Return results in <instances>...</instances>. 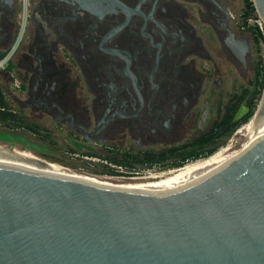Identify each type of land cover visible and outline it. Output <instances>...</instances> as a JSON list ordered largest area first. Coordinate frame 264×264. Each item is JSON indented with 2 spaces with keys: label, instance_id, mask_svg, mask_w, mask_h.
Listing matches in <instances>:
<instances>
[{
  "label": "flooded vegetation",
  "instance_id": "1",
  "mask_svg": "<svg viewBox=\"0 0 264 264\" xmlns=\"http://www.w3.org/2000/svg\"><path fill=\"white\" fill-rule=\"evenodd\" d=\"M235 2L0 0V109L15 122L0 130L50 154L78 147L132 181L228 149L248 101L228 83L246 66Z\"/></svg>",
  "mask_w": 264,
  "mask_h": 264
},
{
  "label": "water",
  "instance_id": "2",
  "mask_svg": "<svg viewBox=\"0 0 264 264\" xmlns=\"http://www.w3.org/2000/svg\"><path fill=\"white\" fill-rule=\"evenodd\" d=\"M0 142L52 153L13 131ZM190 170L114 185L0 163V264H264V118L250 146Z\"/></svg>",
  "mask_w": 264,
  "mask_h": 264
},
{
  "label": "rangeland",
  "instance_id": "3",
  "mask_svg": "<svg viewBox=\"0 0 264 264\" xmlns=\"http://www.w3.org/2000/svg\"><path fill=\"white\" fill-rule=\"evenodd\" d=\"M235 5L237 6V8H239L242 5V0H236ZM247 24L248 25L244 26V32H243L244 36L246 37L247 46H248V49L246 51V58H245L246 66L243 68L241 66H238V68L235 71L229 74V78H228L229 86L231 84L235 85V83H240V84L243 83L245 95L248 94L253 88V70L256 69V67L264 68V23L261 20V18L258 16V14L257 15L251 14V17H249V19L247 20ZM253 24L258 25V29L262 34L261 38L259 39H257L255 36H253L252 38L250 32L248 31L249 29L248 30L246 29V27L248 28V26L252 27ZM10 86H12V84H10ZM259 91L260 93L254 99L251 114L246 120H244L237 127L236 130L238 131L233 132L229 136L227 140V144L230 145V147L228 148L229 149L228 152L237 151L240 148L242 140L247 134V125L250 123V120L254 118L253 116L254 112L257 106L259 105L261 98L263 96L264 84L262 87H260ZM9 123L10 125H12L11 124L12 122H7L8 125ZM0 148H5V146L1 142H0ZM15 150L19 152L21 151V153L23 152L30 157H34L37 159L39 158L40 160L56 163L60 166L69 168L70 170L76 173H80V174H83V175H86V176H89V177H92V178H95L101 181H107V182L115 183V184L127 183V182L132 181V180H126V179L119 178L118 176L114 175V171L112 173L102 172L100 168H103V166L106 164L100 163L101 161L99 160L98 161L97 160L87 161L85 159H81L80 157H72L69 153L62 152L66 154L67 156H69L70 159L77 160V162H79L81 166L77 170H75L65 165H62L58 161H53L52 159L45 157L44 155H42V153H39L37 151H33L30 149H23L22 146H19V145L15 146ZM63 158H66V157H63ZM107 166H106L107 168L111 167L110 165H107ZM112 168L113 167H111V169Z\"/></svg>",
  "mask_w": 264,
  "mask_h": 264
},
{
  "label": "bare ground",
  "instance_id": "4",
  "mask_svg": "<svg viewBox=\"0 0 264 264\" xmlns=\"http://www.w3.org/2000/svg\"><path fill=\"white\" fill-rule=\"evenodd\" d=\"M263 118H264V115L260 117H254L253 119L251 118L252 120H250V123L248 122L249 124L247 125V134L243 138L241 146L237 151L228 152L229 149L227 148L222 149L203 160L192 162L168 174L178 173L181 171L191 169L185 175V178H192V177H197L200 174L208 172L212 168L217 167L219 163L226 161L230 157H233L236 153L244 149L247 144H249L250 146L255 141V138L259 130V124ZM0 163L19 166V167L41 171V172H47V173L55 174V175L79 176V177H84V178L89 177V176H86L80 173H76L70 170L69 168L60 166L56 163L40 160L39 158L37 159L34 157H30L23 152L21 153V151L20 152L16 151L15 148H12V147L0 148ZM89 178H92V177H89ZM133 182H136V181H130V182L121 183V184H115V183H110V182H106V183H110L114 185H122V184H128V183H133Z\"/></svg>",
  "mask_w": 264,
  "mask_h": 264
},
{
  "label": "trees",
  "instance_id": "5",
  "mask_svg": "<svg viewBox=\"0 0 264 264\" xmlns=\"http://www.w3.org/2000/svg\"><path fill=\"white\" fill-rule=\"evenodd\" d=\"M244 2V8H243V18H244V26L248 25L247 24V20L249 19V17H251V14H255L257 15L255 6L253 4L252 0H243ZM246 29L250 32L251 37L253 38V36H255L257 39L261 38L262 34L258 29V25L257 24H253V26H248V28L246 27ZM264 84V68H259L256 67V69L253 70V88L252 90L246 94L245 96L248 97V101H247V106L249 107L248 112L242 116V122L244 120H246L249 115L252 112V106L254 103V99L257 97V95L260 93V87H262ZM258 90V91H256ZM0 105L2 106H6V103L3 101L2 95H1V89H0ZM0 121L4 122L6 125L7 122H12L11 124L13 125L15 122L12 119V114L7 111V110H1L0 109ZM239 122H236V124H238ZM9 123V126H12ZM235 127V122H230L229 124V131L228 133H231V131L234 129ZM73 151V150H71ZM89 154H93L90 152H86ZM45 157H48L49 159H52L53 161H58L59 163H61L62 165H65L67 167H70L72 169L77 170L81 165L79 164V162H77V160H72L70 159L69 156H67L66 154L60 152L58 154H42ZM66 157V158H63ZM111 160H115L114 158H111ZM103 166V165H101ZM107 165H104L103 168H100L102 172H107V173H112L113 169L107 168ZM106 168V169H105Z\"/></svg>",
  "mask_w": 264,
  "mask_h": 264
},
{
  "label": "built area",
  "instance_id": "6",
  "mask_svg": "<svg viewBox=\"0 0 264 264\" xmlns=\"http://www.w3.org/2000/svg\"><path fill=\"white\" fill-rule=\"evenodd\" d=\"M5 58H6V56H4V57L0 56V68L2 67V64H3L4 60H5ZM69 154L72 157H80L81 159H85L87 161H90V160H97L98 161L99 160V161H101L100 163H103V164H106V165H110L111 167H113V165L110 162H108L105 158L97 156V155L83 154V153H80V152H70Z\"/></svg>",
  "mask_w": 264,
  "mask_h": 264
}]
</instances>
